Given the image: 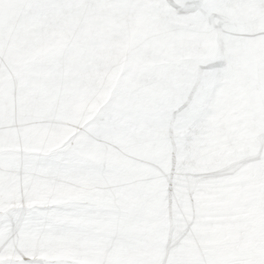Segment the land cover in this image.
<instances>
[{"label": "snow or ice", "instance_id": "snow-or-ice-1", "mask_svg": "<svg viewBox=\"0 0 264 264\" xmlns=\"http://www.w3.org/2000/svg\"><path fill=\"white\" fill-rule=\"evenodd\" d=\"M0 264H264V0H0Z\"/></svg>", "mask_w": 264, "mask_h": 264}]
</instances>
